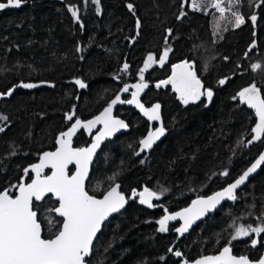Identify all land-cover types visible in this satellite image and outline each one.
<instances>
[{"label": "trees", "instance_id": "obj_1", "mask_svg": "<svg viewBox=\"0 0 264 264\" xmlns=\"http://www.w3.org/2000/svg\"><path fill=\"white\" fill-rule=\"evenodd\" d=\"M225 5L224 19L211 4L194 10L192 0H23L20 8L0 10V116L7 117L0 120V192L7 190L14 197L21 180L32 178L25 176V169L42 153L55 150L57 137L74 120L99 114L125 85L147 84L142 103L162 107L166 136L141 157L136 153L148 124L132 109L116 110L130 131L102 148L86 191L101 198L119 184L127 206L103 225L86 264H179L216 255L226 246L236 257L260 259L264 233L237 240L231 235L237 226L264 223V167L233 203L183 239L178 240L177 224L159 231L158 221L166 212L223 189L264 148V134L255 140L252 132L258 122L255 111L238 99L252 84L264 96V70L251 69L254 63L264 66V0H222ZM70 7L78 11V19ZM234 11L245 17L239 28L234 26ZM166 49V63L144 70L141 81L145 58L151 54L158 60ZM185 62L193 65L202 91H213L210 102L202 96L184 105L162 83L170 79L174 66ZM77 80L86 87L80 88ZM25 83L37 86H19ZM73 112L70 121L66 114ZM89 143L80 132L73 146ZM145 188L160 197L153 199L151 210L141 208L135 198ZM35 204L42 236L50 238L56 228L49 231L48 221L59 220L51 211L57 203L47 197Z\"/></svg>", "mask_w": 264, "mask_h": 264}, {"label": "snow or ice", "instance_id": "obj_2", "mask_svg": "<svg viewBox=\"0 0 264 264\" xmlns=\"http://www.w3.org/2000/svg\"><path fill=\"white\" fill-rule=\"evenodd\" d=\"M91 2L99 4V0H91ZM22 3L23 0H0V10L20 8ZM208 4L219 11L220 19H224V13L228 6H222V0H192L194 10H200ZM127 7L135 15L134 6L129 3ZM70 11L72 16L78 19V11L72 7H70ZM97 11H99L98 8ZM232 16L236 28L245 23V17L240 12L234 11ZM250 19L255 24L257 16L253 14ZM139 27L140 21L137 20V28ZM216 27H219L218 22ZM169 51L170 49H166L160 57L158 62L161 66L165 63ZM155 62L154 56L149 54L144 69L140 71L141 81L144 80V70ZM128 67L129 65L125 63L123 70L126 71ZM251 69L253 71L264 70V66L254 63L251 65ZM76 83L80 88L86 87L79 80ZM162 83L172 84L173 89L179 94V99L184 105L196 103L204 95H206L209 102L213 97L211 89L201 91V81L193 70V65L187 62L174 66L172 77ZM224 83V79L219 81L221 85ZM19 86L34 88L37 85L25 83ZM159 86L157 85V87ZM128 87V85H125L123 91L127 92ZM132 87L137 91L132 93L131 100L123 101L117 95L95 119L82 122L77 118L68 131L62 132L56 141L59 145L57 150L45 152L41 157V162L32 166L31 172L35 173V177L31 179V183H21L17 186L19 195L13 197L7 190L0 192V264H86L85 258L91 254L93 239L100 230L102 223L109 215L118 212L125 204V197L118 191L119 184L107 191L102 199H97L95 196L89 195L85 190L84 183L88 177V165L99 146L101 138L112 135L120 128L127 127L123 121L112 118V107L117 103H135L149 121L160 119L159 104L151 108H145L138 100L139 92L146 88L147 84L138 83L132 85ZM11 94L12 90H9L7 95L10 96ZM238 95L241 103H245L249 108L254 109L258 122L252 132L255 133V140H261L262 134H264V96H262L261 90L255 84H252L240 91ZM66 115L67 119L71 121L74 112ZM6 119L7 117L0 116V120ZM97 123H103L104 131L96 137V143H93L90 148L74 149L72 147V136L76 130L80 127L90 129ZM3 131L4 128L0 127V132ZM164 134L165 128L162 125L154 131H150L147 137L140 141V151L151 149L153 144ZM136 154L139 155L140 153L137 152ZM141 163H143V160ZM262 163H264V154H261L251 167L223 191L217 192L207 199H197L193 201L192 207L185 208L181 212L165 215L163 219L158 221L159 231H167V224L170 220H182L183 225L177 228L176 231L183 234L188 231L195 220L214 209L222 200L235 201L237 199L236 189L244 184L249 175L255 172ZM70 164L76 166L75 172L72 174H69L68 170ZM46 168L51 169V174L43 175V170ZM28 171V169H25L26 175ZM222 174L228 175L227 172ZM109 179L114 180L115 176ZM48 194L54 196L58 202V206L51 209V211H54L61 219H49V231H52L53 228H56V230L50 238H44L42 236V223L36 210L39 205L34 202L43 201ZM138 195L140 196L139 202L149 208L154 207L153 199H160L159 195L147 188ZM56 225H59V227H56ZM253 233L256 236L264 233V223L255 227L251 224L235 227L231 240L247 237ZM251 243L255 247L257 240L253 239ZM174 254L177 257L182 255L179 251ZM195 264H251V262L246 256H234L232 249L226 246L220 255L206 256L197 260ZM258 264H264V258H261Z\"/></svg>", "mask_w": 264, "mask_h": 264}, {"label": "water", "instance_id": "obj_3", "mask_svg": "<svg viewBox=\"0 0 264 264\" xmlns=\"http://www.w3.org/2000/svg\"><path fill=\"white\" fill-rule=\"evenodd\" d=\"M50 1H52V2H61L62 0H50ZM135 84H138V83L129 84V85H128L129 87H128V91H127V92L123 91L124 87L120 89V91L117 93V95L120 96L121 100H123V101H127V100H124V98H126L127 96H129L128 100H131V99H132V93L137 91L134 87H132V85H135ZM144 84H145V83H144ZM147 90H148V87L143 88V89L139 92L138 100H139V102H140L141 104H143V103L141 102V99L144 97V95H145V93L147 92ZM117 95H116V96H117ZM116 96H115V97H116ZM115 97H114L113 99H115ZM113 99H112V100H113ZM112 100H111V101H112ZM111 101H110V102H111ZM110 102H109V104H110ZM109 104H108V105H109ZM156 104H159V103H154L152 106H150V107H148V108H151V107H153V106L156 105ZM108 105H107L106 107H108ZM143 105H144V104H143ZM159 105H160V104H159ZM121 106H126V107H128V108H130V109L135 110V111L140 115V117H141L146 123H148V124L150 125V130L146 133V135L144 136V138L147 137V135H148V133H149L150 131H154V130H155V129L152 130V126L156 125V126H157L156 128L160 127L161 125L163 126L162 107H161V105H160V109H159L160 119H159L158 121H149L148 118H147V117H146V116L140 111V109L136 106L135 103H132V104H129V103H117L116 105H114V106L112 107V112H111V116H112V118H113V119H117V120H121V121H123V122L127 125V127H126V128H120L118 131L114 132L112 135H106V136H103V137L101 138V140H100V142H99V146L96 148V150H95V152H94V154H93V156H92L91 162H90L89 165H88V177L86 178V180H85V182H84V183H85V190H86V183H87V181L89 180V177H90V174H91V170H92V167H93L94 162H95V160H96V157L99 155V153L101 152V150H102V148L105 146V144H106L107 142H109V141L114 140V139H115L116 137H118V136H121V135H124V134L129 133V131H130V128H129L127 122L124 121V120H122L121 118L115 116V112H116V110H117L119 107H121ZM106 107H105V108H106ZM144 107H145V106H144ZM105 108H104V109H105ZM145 108H146V107H145ZM104 109H103L99 114H97L96 116H94V117H92V118H90V119H88V120H84V121L81 120V121H82V122H87V121H89V120H93V119H95V117L99 116V115L104 111ZM74 122H75V121H74ZM74 122H73V123H74ZM73 123H72V124H73ZM72 124H71V126H72ZM71 126H70V127H71ZM70 127H69V128H70ZM69 128H68L66 131H68ZM66 131H64V132H66ZM81 131L85 132V133L87 134V136H88L89 138H91V143H90L87 147H85V148H90V147L92 146L93 143H96V137L99 136L100 133L104 131V125H103V123H97V124L93 125L90 129L80 127V128H78V129L76 130L75 134L72 136V141H73V139L75 138V136H76L79 132H81ZM165 136H166V130H165V134H164L163 136H161L160 139L157 140V141L153 144V146H152L151 149H146V150H144V151H140V149H141V145H140V143H139V147H138L137 152H139L140 154H139V155L136 154L137 157H140V156H142L143 154L148 155L156 145H158V144H160V143L162 142V140L165 138ZM59 137H60V135L57 137V139H59ZM144 138H143V139H144ZM57 139H56V141H57ZM58 147H59V145L55 142V150H53V151H51V152L56 151ZM72 147H73V142H72ZM74 149H75V148H74ZM47 152H50V151H47ZM44 153H45V152H44ZM44 153H42V154L39 156L38 161H37L35 164H38V163L41 162V157L43 156ZM261 154H264V148L262 149L261 153L257 156V158H256V159H255V160H254V161H253V162H252V163H251V164H250V165H249V166H248V167L242 172V174H243V173H244L249 167H251L252 164H254V163L259 159V157H260ZM35 164H33V165H35ZM33 165H31V166H29V167L26 168V169L29 170L27 174H32V178L35 177V173L31 172V168H32ZM262 167H264V163H262L259 167H257L256 171L249 175V177L247 178V180L245 181V183L242 184L238 189H236V195H237L241 190H243V189H244V188L250 183V181L253 180V179L259 174V172H260V170L262 169ZM70 168H73V172H72V173H74V172H75V168H76L75 164H70V165L68 166V169H70ZM46 171L48 172L47 175L51 174V169L46 168V169L43 170V175H44V173H45ZM24 173H25V171H24ZM72 173H71V174H72ZM242 174H241V175H242ZM241 175H240V176H241ZM25 176H26V174H25ZM240 176H239V177H240ZM239 177H238V178H239ZM238 178H236V179H238ZM236 179H235V180H236ZM235 180H234L233 182H231V183H234ZM21 183H23V184H28V183H31V181L28 182V183H25V178H24V179L21 180ZM231 183H230V184H231ZM230 184H228V185H230ZM115 185H116V184H115ZM115 185H114V186H115ZM228 185H227V186H228ZM114 186H113V187H114ZM227 186H226V187H227ZM226 187H224L223 189H221V190H219V191H217V192L223 191ZM110 190H111V189H109L108 191H110ZM118 191L121 193V191H120V187H119ZM141 192H143V191H141ZM141 192H140V193H141ZM217 192H215V193H213V194H211V195H209V196H207V197H199V198H196L195 200H197V199H207L208 197H211V196L215 195ZM106 193H107V192H106ZM106 193H105V194H106ZM105 194H104V195H105ZM121 194L125 197V204H124V207H122L118 212H114V213H112L111 215H109V217H108V218L102 223L100 230L97 232L96 237L93 239L92 247H93L94 242H95V240L97 239L98 235L101 233L102 228H103V225H104L106 222H108V221H110L111 219H113L114 217L120 215V214L125 210V208H126V206H127V198H126V196H125L123 193H121ZM17 195H19V189H18V188H17L16 193H15V196H17ZM104 195H103V196H104ZM15 196H14V197H15ZM103 196H102L101 198H97V199H102ZM47 197H52L53 200L57 203V206H58V202L56 201V199H55L54 196H51V194H48V195L45 196L44 200H45ZM129 198H130V199H133L134 196H130ZM135 198H139V200H140V196H139L138 194L135 196ZM44 200H43V201H44ZM195 200H193V201H195ZM43 201H38V202H35V203L40 204V203H42ZM152 201H153V200H152ZM193 201H192L187 207H185V208H190V207H192ZM233 202H234V201L227 200V199L222 200V201H221V202H220V203H219L214 209H212V210L206 212V213H205L204 215H202L199 219L195 220V222L191 225V227L188 229V231L184 232L183 234L177 232L178 240H181V239H183L184 237H186L187 235H189V234L193 231L194 228H196L198 225H200L201 223H203L204 220H206V219L209 218L212 214H214L216 211H218L219 208H221L222 206H224V205H226V204L233 203ZM152 203H153V202H152ZM139 204H140L141 208H143V209H145V210H150V209L153 208V207H152V208H149V207H147V205H145V204H141V203H139ZM185 208H184V209H185ZM184 209H181V210H179V211L172 212V213L166 212V213L161 217V219H163V217H164L165 215H172V214H175V213H177V212H181V211H183ZM54 214L56 215L55 212H54ZM56 217H57L58 219H61V218L58 217L57 215H56ZM174 224H177V225H178L177 228H179V227H181V226L183 225V221H182V220H170V221H168L167 227H169L170 225H174ZM231 249H232V248H231ZM222 250H223V249H222ZM222 250H221L219 253H217L216 255H208V256H218V255H220V253L222 252ZM91 252H92V251H91ZM232 254H233V253H232ZM90 256H91V254H90L88 257L85 258V261H86V259L89 258ZM204 257H206V256L200 257V258H198V259H196V260H194V261H191V262H187L186 260H181V261L179 262V264H195V262H196L197 260H200V259H202V258H204ZM261 258H264V242H263V252H262V255H261L260 259H261ZM260 259H259V260H260ZM259 260H258V261H255V262H251V261H250V262H251V264H258Z\"/></svg>", "mask_w": 264, "mask_h": 264}, {"label": "flooded vegetation", "instance_id": "obj_4", "mask_svg": "<svg viewBox=\"0 0 264 264\" xmlns=\"http://www.w3.org/2000/svg\"><path fill=\"white\" fill-rule=\"evenodd\" d=\"M144 96H145V95H144ZM128 98H129V96H127L126 98H124V100H128ZM143 98H144V97H143ZM143 98H142V99H143ZM141 102H142V101H141ZM144 106H145V105H144ZM150 106H152V105H149V106H147L146 108H148V107H150ZM121 107H126V106H121ZM119 108H120V107H119ZM126 108H128V107H126ZM128 109H130V108H128ZM132 110H133V109H132ZM134 111H135V110H134ZM135 112H136V111H135ZM115 113H116V112H115ZM136 113H137V112H136ZM137 114H138V113H137ZM138 115H139V114H138ZM115 116H116V115H115ZM139 116H140V115H139ZM74 121H75V120H74ZM74 121H73V122H74ZM82 121H83V120H82ZM124 121H125V120H124ZM73 122H72V123H73ZM72 123H71V124H72ZM71 124H70V126H71ZM147 124H148V123H147ZM70 126H69V127H70ZM128 126H129V125H128ZM69 127H68V128H69ZM156 127H157L156 125L152 126V130L156 129ZM163 127H164V126H163ZM149 130H150V125L148 124V131H149ZM148 131H147V132H148ZM81 132H83V131H81ZM79 133H80V132H79ZM79 133H78V134H79ZM84 133H85V132H84ZM85 134H86V133H85ZM86 136H87V134H86ZM76 137H77V135L75 136V138L73 139L72 142H74V140L76 139ZM87 138L90 139V143H91V138H89L88 136H87ZM90 143H89V144H90ZM89 144H88V145H89ZM88 145H87V146H88ZM87 146H85V147H87ZM85 147H82V148H85ZM73 148H75V147L73 146ZM75 149H77V148H75ZM143 155H145V154H143ZM140 157H141V156H140ZM68 170H71V173L73 172V168H70V169H68ZM46 172H47V171H46ZM46 172H45V173H46ZM45 173H44V175H46ZM47 173H48V172H47ZM71 173H69V174H71ZM31 175H32V174H31ZM25 178H26V177H25ZM31 179H32V178H31ZM30 181H31V180H30ZM30 181H29V182H30ZM25 183H26V182H25ZM27 183H28V182H27ZM120 191H121V190H120ZM121 193H122V192H121ZM138 199H139V198H138ZM139 201H140V200H139ZM152 202H153V201H152ZM139 203H140V202H139ZM139 205H140V204H139ZM150 210H151V209H150ZM160 220H161V219H160ZM87 259H88V258H87Z\"/></svg>", "mask_w": 264, "mask_h": 264}, {"label": "rangeland", "instance_id": "obj_5", "mask_svg": "<svg viewBox=\"0 0 264 264\" xmlns=\"http://www.w3.org/2000/svg\"><path fill=\"white\" fill-rule=\"evenodd\" d=\"M163 53H164V51H163ZM163 53H162V55H163ZM161 55V56H162ZM160 56V57H161ZM148 57V56H147ZM147 57L145 58V61H144V64H145V62H146V60H147ZM168 57V56H167ZM155 58V57H154ZM160 59V58H159ZM159 59L157 60L156 58H155V60H156V62L155 63H152L151 65H150V67L149 68H147L146 70H150V69H152L154 66H159V67H161V65L159 64ZM166 61H167V58H166V60H165V63H166ZM164 63V64H165ZM144 64H143V67H142V69H144ZM163 64V65H164ZM184 64V63H183ZM177 71H179V70H177ZM172 75H173V73H172ZM172 77V76H171ZM170 77V78H171ZM166 85H169L170 87H171V89L175 92V94H176V96H177V98L179 99V94L173 89V86H172V84H166ZM201 91H202V89H201ZM204 97L207 99V97H206V95H204ZM238 99H239V96H238ZM240 100V99H239ZM179 101H180V99H179ZM181 102V101H180ZM209 102V101H208ZM241 102V101H240ZM182 103V102H181ZM183 104V103H182ZM245 104V103H244ZM246 106H247V104H245ZM254 110V109H253Z\"/></svg>", "mask_w": 264, "mask_h": 264}]
</instances>
